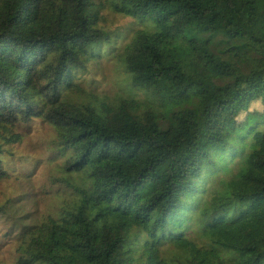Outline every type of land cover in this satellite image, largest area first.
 Masks as SVG:
<instances>
[{
	"label": "trees",
	"instance_id": "obj_1",
	"mask_svg": "<svg viewBox=\"0 0 264 264\" xmlns=\"http://www.w3.org/2000/svg\"><path fill=\"white\" fill-rule=\"evenodd\" d=\"M106 1L0 0V264H264V0Z\"/></svg>",
	"mask_w": 264,
	"mask_h": 264
},
{
	"label": "rangeland",
	"instance_id": "obj_2",
	"mask_svg": "<svg viewBox=\"0 0 264 264\" xmlns=\"http://www.w3.org/2000/svg\"><path fill=\"white\" fill-rule=\"evenodd\" d=\"M96 3H101L104 5V10H103V19L108 23V25L112 28V34H115V36L117 37V44L114 45V47H116L117 49H122L125 44L127 43L126 41L128 39H130V37L133 34V30L135 28L134 25L130 24L129 19H126V21H124V17L123 16H119L118 14H115L111 11V9H109V6L107 4L106 0H95ZM258 7L261 10L260 13V17L258 19V23H257V27L259 29L264 27V21L262 20L261 16H262V7H263V3L262 1H260L258 3ZM126 18V17H125ZM103 26H105L104 23H102ZM117 61V57L111 56V55H106L104 57L99 58V71H97L95 74L92 73V66H90V70L89 72H87V76L88 80H90L92 78V76H97L99 78H103L104 81L102 82V85H104L105 89H106V94L108 95L110 91H116L113 89L116 88H112V84H111V75H110V69L112 67V63ZM115 66V65H114ZM118 69L116 67H113L112 69V75L114 79L119 80L121 78V74H119ZM87 79H85L86 81ZM97 82V80H93L92 83ZM87 82H85V86H87ZM121 92V91H120ZM31 148V147H30ZM32 149V148H31ZM26 151H28V149L24 150L23 152L17 151V156H20L21 158H24L26 155L24 154ZM35 152H37L40 156H43L44 153L41 152V149H39L37 146L35 148ZM34 158L37 157L36 153H34ZM47 158V157H46ZM51 163L53 162V160H50ZM55 162V161H54ZM42 165V164H40ZM17 166H19L16 162L13 163L12 165H10V168L12 169V171L17 169ZM46 166H50L51 165H46ZM42 169H40V166H38L34 173L30 174L27 178H25V180H29V183L33 184V187H31L30 189H26V191H22V193L20 192L19 189L14 188L15 192L19 194L22 199L21 204H25L26 199L29 200V206H27V208L25 209L26 212V217L25 220L28 224H37L39 222L40 219V211L42 209L41 204H40V200L39 198H43L44 194L41 195V191H42V180H40V173H41ZM55 172H52V174H54ZM221 173V172H220ZM222 178V177H221ZM63 180L62 176L59 175V178L57 179V181L52 182L48 187L56 189L57 187L60 186V181ZM217 185V181L212 180V178H210V181L208 182L207 185V190H212V188L214 186ZM14 186V185H13ZM20 236V235H19ZM13 244V240L12 238H4L1 239L0 238V254L5 255L8 248L11 246L10 245Z\"/></svg>",
	"mask_w": 264,
	"mask_h": 264
}]
</instances>
